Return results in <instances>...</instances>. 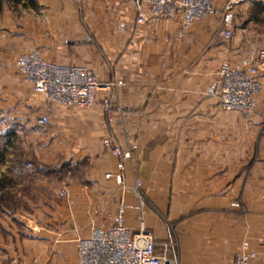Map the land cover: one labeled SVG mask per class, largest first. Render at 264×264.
Returning a JSON list of instances; mask_svg holds the SVG:
<instances>
[{
	"label": "crops",
	"instance_id": "0c3cea01",
	"mask_svg": "<svg viewBox=\"0 0 264 264\" xmlns=\"http://www.w3.org/2000/svg\"><path fill=\"white\" fill-rule=\"evenodd\" d=\"M227 1L213 0L218 10ZM0 3V75L16 83L0 113L32 128L39 165L26 178L45 179L43 194L20 197L24 207L0 216V264H78L76 242L111 227L123 202L125 226L139 229L142 215L158 256L233 264L254 253L250 264H264V89L249 118L208 96L221 65L239 68L251 51L264 88V0L204 18L181 38L180 12L156 18L145 8L137 24L129 0ZM35 52L124 85L98 92L89 109L54 105L47 116L45 97L16 67ZM105 141L131 159L121 161ZM80 164L88 169L82 181L48 182L53 169ZM121 173L125 186L107 178ZM137 181L148 200L142 213Z\"/></svg>",
	"mask_w": 264,
	"mask_h": 264
},
{
	"label": "built area",
	"instance_id": "2783aa9c",
	"mask_svg": "<svg viewBox=\"0 0 264 264\" xmlns=\"http://www.w3.org/2000/svg\"><path fill=\"white\" fill-rule=\"evenodd\" d=\"M252 0H228L223 10H218L213 0H129L136 8L137 24L144 22V9L156 17L171 16L180 12L182 20L178 37L184 34L198 21L213 15L228 14ZM227 18V16H226ZM224 39L231 38L230 32H223ZM257 53L251 51L241 67L223 63L217 73L216 81L210 86L208 96L219 101L224 112H236L245 118L255 113L257 96L263 91V84L258 78L259 70L255 65ZM16 67L24 82L37 93L42 94L47 102L46 114L52 106L89 109L96 104L98 92H110L123 86V82H99L95 75L84 68L61 66L45 61L38 53L20 56ZM48 125V118L40 121L41 127ZM105 147L121 161L131 159L130 151H122L105 141ZM114 177L116 183L125 186L123 174ZM137 201L135 209L143 212L148 205L147 195L142 182L137 181L133 188ZM126 205L121 203L117 215L109 228L100 226L92 229L88 238L76 242L78 264H180L175 258L155 254L157 243L153 234L143 227L130 230L125 226ZM169 245L165 244L167 248ZM171 246V245H170ZM176 247V244L172 245ZM254 253H244L233 264H250Z\"/></svg>",
	"mask_w": 264,
	"mask_h": 264
},
{
	"label": "rangeland",
	"instance_id": "374dc122",
	"mask_svg": "<svg viewBox=\"0 0 264 264\" xmlns=\"http://www.w3.org/2000/svg\"><path fill=\"white\" fill-rule=\"evenodd\" d=\"M261 11L264 13L263 7L260 9V12ZM8 79V75H0V108L4 105L2 104L3 96L4 99H6L7 96H11L13 93L10 91L11 84H16L13 83V81H8ZM11 131L14 132V136L11 138V145L6 149L5 146L6 142H8V132ZM31 131L32 128L26 127L24 123H21L8 115L2 116L0 113V149L2 150L5 148V150H7L6 162L1 168L0 177L1 175H4L12 180L11 186L4 192L6 198L2 203V208L9 211H15L25 206L20 197L25 196L37 198V196L43 194V187H41L39 182L45 181L42 176L33 178L19 176V165H23L25 162L38 163L33 152L35 143L32 139L28 138V133ZM87 170V167L82 164H80L75 170L70 167L66 169V167L63 166L62 168L53 169V175L51 177H46L49 178L48 182H57L59 184L65 180L82 181ZM238 205L240 204H236V206ZM2 214L3 213L0 211V216Z\"/></svg>",
	"mask_w": 264,
	"mask_h": 264
},
{
	"label": "trees",
	"instance_id": "16d2710c",
	"mask_svg": "<svg viewBox=\"0 0 264 264\" xmlns=\"http://www.w3.org/2000/svg\"><path fill=\"white\" fill-rule=\"evenodd\" d=\"M3 0H0V2H2ZM7 1V0H5ZM8 1H13V3L17 4L18 0H8ZM26 2L28 3V5L30 7H34V0H26ZM1 4V3H0ZM12 136H14V132H8V142H6V149L11 145V138ZM6 157H7V150L4 149H0V173H1V168L4 165V163L6 162ZM37 165H39L36 162H25L23 165H19L18 169H19V176L20 177H29L30 175L33 174L32 170L34 168V166L36 167ZM44 167L45 170H49L50 168L47 166H42ZM17 169V168H16ZM30 169V171L28 170ZM12 184V180H10L7 176L1 175L0 177V211L1 213H5L6 209L2 208V203L5 200V196L4 192L6 190L9 189V187Z\"/></svg>",
	"mask_w": 264,
	"mask_h": 264
}]
</instances>
